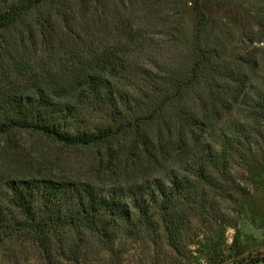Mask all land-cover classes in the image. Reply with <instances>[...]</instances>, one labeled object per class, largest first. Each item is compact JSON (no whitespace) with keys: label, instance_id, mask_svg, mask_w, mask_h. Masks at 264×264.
<instances>
[{"label":"trees","instance_id":"obj_1","mask_svg":"<svg viewBox=\"0 0 264 264\" xmlns=\"http://www.w3.org/2000/svg\"><path fill=\"white\" fill-rule=\"evenodd\" d=\"M209 5L251 7L252 25L236 31ZM15 30L64 54L55 84L0 93V135L85 148L141 121L170 139L174 165L128 186L6 182L0 264L188 262L220 202L243 195L234 171L264 164V0H0V33Z\"/></svg>","mask_w":264,"mask_h":264},{"label":"rangeland","instance_id":"obj_2","mask_svg":"<svg viewBox=\"0 0 264 264\" xmlns=\"http://www.w3.org/2000/svg\"><path fill=\"white\" fill-rule=\"evenodd\" d=\"M208 12H219L236 31L252 25L254 17L251 7L217 11L209 5ZM189 25L192 26L191 19ZM16 39L19 41L17 30L0 33V93L55 84L61 74L57 60L64 50L56 45H22ZM154 110L142 114L143 122L156 119L148 116L155 115ZM166 111L169 112L167 107ZM139 122L123 127L114 123L117 135L111 141L85 148L67 147L35 132L0 135V191L6 182L16 179L128 186L162 177L174 165L172 159L161 157L165 151L170 152V139H157L159 133L154 131V124L149 132ZM145 133L149 134V151L143 147L147 141ZM158 159L162 160L157 163ZM234 180L243 195L232 192L229 199L220 202L217 222L206 221L201 235L189 247L188 262L183 264H232L264 256V164L235 170Z\"/></svg>","mask_w":264,"mask_h":264}]
</instances>
